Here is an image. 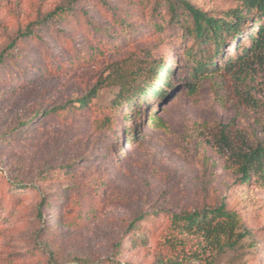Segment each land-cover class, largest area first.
<instances>
[{
    "label": "rangeland",
    "instance_id": "1",
    "mask_svg": "<svg viewBox=\"0 0 264 264\" xmlns=\"http://www.w3.org/2000/svg\"><path fill=\"white\" fill-rule=\"evenodd\" d=\"M176 20L166 0H0V264H264V185L224 169L241 141L264 144V54L188 80ZM146 51L165 58L167 85L136 117L110 109L115 87L80 103L110 62ZM221 199L243 224L226 249L172 233L173 216Z\"/></svg>",
    "mask_w": 264,
    "mask_h": 264
},
{
    "label": "trees",
    "instance_id": "2",
    "mask_svg": "<svg viewBox=\"0 0 264 264\" xmlns=\"http://www.w3.org/2000/svg\"><path fill=\"white\" fill-rule=\"evenodd\" d=\"M234 3L223 12H208L194 7L185 0L179 4L175 0H166L171 11V19L181 21L183 39L188 40V46L184 49L185 61L188 63V80L206 77L219 69L230 71L246 64L250 60L259 59L264 54V0H229ZM141 10V6H138ZM66 11L59 9L51 12L41 22L44 31L55 25H59ZM181 15L182 20L178 18ZM128 17V16H127ZM129 24L126 29H131V19L123 18ZM28 34L33 36L35 32L28 29ZM120 30L118 33H123ZM93 48L88 51L92 55ZM226 51H232L233 55L227 56ZM221 58L220 66L217 59ZM219 58V59H220ZM165 58H156L149 51L142 54L132 53L107 65L108 74L95 84L91 93L80 99L85 104L90 97H95L100 87H115L118 92L111 105L113 112L121 109L122 121H128L138 115L137 108L142 101L155 94H159V88L167 85L165 72ZM2 63V60H0ZM62 66L58 69L61 71ZM154 119V118H153ZM222 139L221 149L229 151L226 144V132L228 126L220 128ZM124 132L133 135L124 124ZM235 146L236 144H231ZM231 152L233 165L224 166L234 175H240L241 185L254 182L258 187L264 185V144L241 141ZM216 196L217 189H213ZM46 200L43 199L41 205ZM80 212L71 209L70 215ZM172 233L181 240L183 233H193L210 241L218 242L220 248L230 246L231 235L235 229L243 227L236 212L226 206L221 199L218 206L205 205L191 212L175 215L172 218ZM124 248V244L122 245ZM166 264H182L178 260L169 261Z\"/></svg>",
    "mask_w": 264,
    "mask_h": 264
}]
</instances>
